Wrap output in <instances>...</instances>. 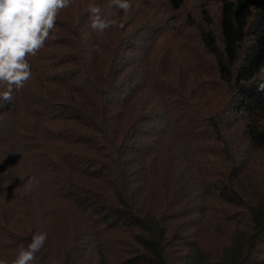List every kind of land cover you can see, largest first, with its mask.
Segmentation results:
<instances>
[{
    "label": "trees",
    "instance_id": "trees-1",
    "mask_svg": "<svg viewBox=\"0 0 264 264\" xmlns=\"http://www.w3.org/2000/svg\"><path fill=\"white\" fill-rule=\"evenodd\" d=\"M216 1L192 68L58 12L0 97V258L46 232L33 264H264V0Z\"/></svg>",
    "mask_w": 264,
    "mask_h": 264
},
{
    "label": "rangeland",
    "instance_id": "rangeland-1",
    "mask_svg": "<svg viewBox=\"0 0 264 264\" xmlns=\"http://www.w3.org/2000/svg\"><path fill=\"white\" fill-rule=\"evenodd\" d=\"M97 1L72 0L68 8L71 18H77L81 8L87 11L89 6L96 5ZM107 2L108 0H105L99 5L106 9ZM129 2L132 7L127 13L114 8L110 17L123 24V28L110 27L103 33L91 29L87 36L90 47L95 45L96 39L93 34L96 33L101 41L104 38V41L109 40L111 44L124 43L137 49V58L142 54V49H147L149 51L147 58L159 61L162 59L176 67L192 68L208 61L200 55L199 33L202 27L218 30L221 3L216 0H187L180 8L173 9L164 0ZM87 22L90 24V18ZM113 36H116L117 40H114ZM119 36L121 40L118 39ZM158 36L161 38H157Z\"/></svg>",
    "mask_w": 264,
    "mask_h": 264
},
{
    "label": "clouds",
    "instance_id": "clouds-1",
    "mask_svg": "<svg viewBox=\"0 0 264 264\" xmlns=\"http://www.w3.org/2000/svg\"><path fill=\"white\" fill-rule=\"evenodd\" d=\"M71 4L72 0H0V85L6 87L0 97L10 99L12 89H21L31 78L27 58L36 56L44 47L56 27L58 12ZM131 7L129 0H108L106 9L100 5L89 6L91 29L103 33L110 27L123 28L117 19L110 18L112 10L118 8L127 13ZM257 79V90L264 91V65L259 67ZM34 181L30 177L26 183ZM47 235L36 232L27 247L19 248L14 259L0 258V264H33Z\"/></svg>",
    "mask_w": 264,
    "mask_h": 264
}]
</instances>
